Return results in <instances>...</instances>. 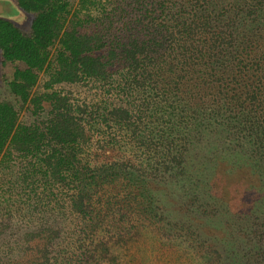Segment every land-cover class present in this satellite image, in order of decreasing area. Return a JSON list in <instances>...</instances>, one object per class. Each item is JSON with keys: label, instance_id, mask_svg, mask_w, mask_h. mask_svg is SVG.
<instances>
[{"label": "trees", "instance_id": "trees-1", "mask_svg": "<svg viewBox=\"0 0 264 264\" xmlns=\"http://www.w3.org/2000/svg\"><path fill=\"white\" fill-rule=\"evenodd\" d=\"M13 1L0 264H264V0Z\"/></svg>", "mask_w": 264, "mask_h": 264}, {"label": "rangeland", "instance_id": "rangeland-1", "mask_svg": "<svg viewBox=\"0 0 264 264\" xmlns=\"http://www.w3.org/2000/svg\"><path fill=\"white\" fill-rule=\"evenodd\" d=\"M0 16H6L13 19L24 32H28L30 29L32 15L18 9L13 0H0ZM15 65L16 64L8 63L3 66L0 57V95L2 97L7 98L9 96V98H12L6 89V84L4 82L6 77H11ZM22 117L25 118V115L22 114Z\"/></svg>", "mask_w": 264, "mask_h": 264}]
</instances>
